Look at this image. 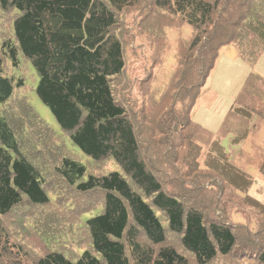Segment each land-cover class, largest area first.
<instances>
[{
  "label": "trees",
  "instance_id": "1",
  "mask_svg": "<svg viewBox=\"0 0 264 264\" xmlns=\"http://www.w3.org/2000/svg\"><path fill=\"white\" fill-rule=\"evenodd\" d=\"M0 18V264H264V198L247 193L253 178L242 168L264 176V150L253 145L237 165L221 144L264 124V77L248 74L215 138L192 118L197 96L176 103L180 90L199 93L222 46L256 62L264 0H0ZM184 25L191 33L175 41L168 86L128 99L118 81L133 49L145 41L157 65L166 29ZM20 57L86 163L24 96L5 108L24 86L5 71Z\"/></svg>",
  "mask_w": 264,
  "mask_h": 264
},
{
  "label": "rangeland",
  "instance_id": "2",
  "mask_svg": "<svg viewBox=\"0 0 264 264\" xmlns=\"http://www.w3.org/2000/svg\"><path fill=\"white\" fill-rule=\"evenodd\" d=\"M128 21L129 24L127 26L131 27L133 18ZM5 27H7V25L2 21L0 23V29H5ZM165 32L167 33L166 40H168L170 47L164 56L163 62L157 65L155 63L151 64L150 59H154L156 63L157 61L154 57H151L150 46L147 45L145 41L140 42L142 45L138 44L139 46H137V50H135V48L133 49L134 59L129 61L126 67V75L121 77L118 81L122 84V91L128 96V99L131 97V99L137 101L136 97H138V101L140 99L142 100V97H145L147 93H150L151 91L157 98L165 86H168L169 77L177 65L174 55L175 41L178 37H188L191 33V29L190 26L184 25L180 29L167 28ZM5 71L11 75L13 73L21 76L24 79V86L19 89H15L14 97L12 96V99H10L9 104L6 105L5 108L10 109V107H13L15 97L24 96L38 118L47 124L55 134L62 138L68 150H71L82 163H86V159H88L87 156L80 152L77 147H74L68 137L63 135L62 130L54 119V116L35 93V87L38 83L39 77L31 63L20 57L18 66H12L7 63ZM209 72V76L200 88L199 93L198 88L192 91L191 95L185 93L184 90H180L179 95L181 97L178 98L176 103L177 105L184 106L186 100L197 96L191 110L192 118L203 127H206V129L209 130L215 138L218 135L220 125L226 115V112H228L231 103L241 90L248 74L254 72L264 77V48L260 51L256 62L253 65H249L240 57L238 49L234 44L224 45L218 50L214 67ZM145 75H148L145 80L143 79L142 81H137L139 83L136 82L137 79L140 80L141 78H144ZM135 78L137 79L135 80ZM180 98H183L185 101L183 99L180 101ZM160 101H164L165 105L170 103L167 99L165 100L163 96H161ZM160 101L157 102L161 104ZM146 107L147 106H142L141 104L140 111L143 114V123L149 122L147 120V116L144 114ZM162 115V112L159 111L158 115H156L157 117L154 118V121H157V118ZM253 131H256L253 136L248 137L246 141L238 145L231 143V134L221 138V144L225 148L229 160L234 161L237 165H242L240 162L243 160L239 153H252L253 145H257L264 150V124H262L260 128ZM203 148L207 147L204 146ZM200 160H203L202 156L200 157ZM110 167L115 166L110 165ZM242 168H244V170L247 171L253 178L252 185L248 189L247 193L259 200H262L264 198V176L262 172L253 165ZM100 208L98 207L93 210V214L98 212ZM232 210V219L234 221H246L248 213L245 209L237 210V208H233ZM87 216L84 215V218ZM54 230L57 232L58 229L56 228Z\"/></svg>",
  "mask_w": 264,
  "mask_h": 264
}]
</instances>
